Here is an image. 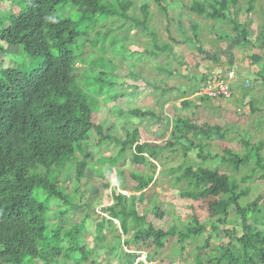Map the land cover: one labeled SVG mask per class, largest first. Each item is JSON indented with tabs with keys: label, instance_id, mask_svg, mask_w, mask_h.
Returning a JSON list of instances; mask_svg holds the SVG:
<instances>
[{
	"label": "rangeland",
	"instance_id": "obj_1",
	"mask_svg": "<svg viewBox=\"0 0 264 264\" xmlns=\"http://www.w3.org/2000/svg\"><path fill=\"white\" fill-rule=\"evenodd\" d=\"M0 1V11L6 12L7 5ZM108 1L115 5L130 4L127 15L136 16L139 21L146 20L147 31L142 26L132 27L130 20H116L118 18H107L105 15L82 17L76 7L69 4L58 6L59 18H69L76 23L79 31H84L77 45L87 37L90 40L94 34V39L101 41L98 47L86 42L82 48L83 62L76 65L75 71L77 84L91 104L95 100L93 122L102 127L103 134L122 142L135 129L137 140L162 150L155 159L145 154L148 162L136 165L132 163L127 148L118 157L120 146L113 140L97 144L98 138L93 132L87 141L80 144L84 155L76 154L77 160L83 158L87 162L83 177L76 180L72 166L61 174H55L58 186L70 197L72 206L59 207L51 200L53 208L49 223L58 225L61 233L73 226L77 228V245L90 253L88 260L82 264H127L128 261L194 264L195 256L201 258L202 264H209L210 256L217 252L219 246L232 243L237 247L234 239L242 235L241 218L229 207L218 222L217 217H208L198 203L182 201L179 193L191 188L185 181H178L177 176L186 165L217 169L234 180L237 191L246 192L240 198L241 206H246L258 196L264 198L262 171L255 170L251 174L255 162L252 151L237 169L222 160L226 157L223 147H229L239 158L243 156L242 139L250 145L259 146L264 159V0H255L250 14L245 11L247 0H238L236 20L240 28L247 31L249 44L246 46L238 44V34L232 31L227 21L211 20L192 13L189 5L193 0H161L160 3L156 0ZM196 1L206 4L209 0ZM17 2L13 1L15 5ZM144 6L146 19L142 10ZM11 8L14 10L13 6ZM110 21L113 22L110 24ZM192 24L196 25V35L205 54L197 52L198 45L191 35ZM121 26L130 28L126 32H112ZM96 32L105 34L98 35ZM151 33L157 46L169 44L172 51L156 53L152 48ZM251 55L258 59L251 60ZM40 64L41 59L25 56L17 46H6L4 52L0 51V68L12 66L29 72ZM228 73L233 74L228 96L207 95V86L224 79ZM245 81H249L248 87ZM145 82L157 88L153 89ZM133 85L136 87L132 88ZM97 90H103L108 95L121 92L123 96H118L114 102H104L106 95L94 97ZM205 95L208 98L201 99ZM184 100L197 104V108L184 107ZM132 109L151 111L155 118L134 117L130 114ZM178 118H186L198 125L219 126L224 138L213 135L209 140L199 139L205 144L199 157L196 148H190L188 142L176 140L170 134ZM103 159L117 161L104 163ZM132 174L144 179L151 176V182L143 191L135 192ZM114 193L126 196L141 194L134 204L135 212L155 229L166 231L174 227L178 232L190 222L191 219L185 215L191 212L192 206L201 215L199 223L204 229L198 236L184 242V251L177 247L174 238L164 248L155 249L145 236L136 240L132 227L122 234L119 221L103 211L116 203L112 197ZM124 204L129 207L131 202L126 199ZM63 209L64 212L61 211ZM107 219L112 220V224ZM248 221L252 225L251 218ZM256 229L263 230L264 226H257ZM102 234L105 240L101 246L105 244L109 250L102 249L98 244L97 239ZM77 257L74 256V259Z\"/></svg>",
	"mask_w": 264,
	"mask_h": 264
},
{
	"label": "trees",
	"instance_id": "obj_2",
	"mask_svg": "<svg viewBox=\"0 0 264 264\" xmlns=\"http://www.w3.org/2000/svg\"><path fill=\"white\" fill-rule=\"evenodd\" d=\"M13 1L3 0L7 9L6 12L0 11V51L4 52L6 46H17L25 56L41 59V64L29 72L12 66L0 68V264H82L88 260L90 253L77 245V228L73 226L61 233V228L50 225L48 220L53 208L51 200L59 207L72 206L70 197L58 186L55 174H61L72 166L75 179L79 181L83 177L87 162L83 158L77 160L76 154L84 155L80 144L87 141L93 132L98 138L97 144L107 140L117 143L120 146L118 157L127 148L132 163L136 165L148 162L145 154L155 159L162 148H152L137 140L138 132L135 129L120 142L103 134L102 127L93 122L95 100L92 104L89 102L86 93L77 84L75 71L76 65L83 62L81 56L85 43L90 42L92 47H98L101 41L94 39V34L90 40L87 37L79 43V47L77 41L84 31H79L76 23L69 18H59L57 7L69 4L78 8L82 17L105 15L107 18H118L116 20H130L132 27L142 26L145 31L146 20L129 17L127 10L131 5L119 3L120 0H116L119 3L116 5L108 0H18L16 5ZM254 2L247 0V14L251 13ZM237 5L238 0H209L206 4L193 0L189 10L207 19L227 21L232 31L238 34V44L246 46L249 44L248 34L236 20ZM145 9V6L142 7L144 19L147 17ZM117 28L112 32H126L130 27ZM191 29L192 38L198 45L197 52L205 54L196 35V25L192 24ZM100 33L105 34L96 32L98 35ZM150 37L156 53L172 51L169 44L157 46L154 34L151 33ZM172 42L177 43L175 40ZM250 59L256 61L258 57L251 55ZM144 84L157 88L154 84ZM104 95V102H114L123 93L108 95L103 90H97L94 97ZM207 98L206 95L201 97ZM182 105L198 106L186 100L182 101ZM117 112L120 114V110ZM130 114L142 119L155 118L153 112L139 109L130 110ZM220 129L219 126L198 125L186 118H178L170 134L176 140L188 142L190 148H196L200 157L205 144L199 139L209 140L213 135L224 138ZM241 142L245 149L241 158L229 147H223L226 157L222 160L237 169L246 162L247 155L252 151L255 162L251 174L261 170L264 178V159L260 147L250 145L243 139ZM102 161L116 163L117 159ZM131 179L135 192L143 191L151 182V176L144 179L132 174ZM177 180L185 181L191 188L180 192L179 198L198 203L208 217H217L216 220L220 222L221 216L232 207L241 218L242 235L234 239L237 247L232 243L219 246L217 252L210 256L209 264H264V229H256L257 226H264L263 197L258 196L246 206H241L240 198L246 192L237 191L234 180L227 174L202 166L186 165ZM140 195L114 193L112 197L116 203L103 209L113 220L119 221L122 234L132 227L136 240L145 236L155 249L164 248L174 238L177 247L184 251V242L203 231L204 227L199 223L201 215L194 206L185 215L191 219L190 222L178 232L174 227L166 231L155 229L135 212L134 204ZM126 199L131 202L129 207L124 204ZM250 218L252 225L248 221ZM107 222L112 224V220L107 219ZM97 240L102 249L109 250L105 244L101 246L105 240L103 234ZM76 255L78 257L74 259ZM127 264L141 263L128 261ZM194 264H202L201 258L195 256Z\"/></svg>",
	"mask_w": 264,
	"mask_h": 264
},
{
	"label": "built area",
	"instance_id": "obj_3",
	"mask_svg": "<svg viewBox=\"0 0 264 264\" xmlns=\"http://www.w3.org/2000/svg\"><path fill=\"white\" fill-rule=\"evenodd\" d=\"M233 74L228 73L224 79L215 82L213 85L207 86V90H209V93H206L209 96H216V95H222V96H228L230 92V80L232 79ZM250 85L249 81H245V86L248 87ZM211 91V92H210Z\"/></svg>",
	"mask_w": 264,
	"mask_h": 264
}]
</instances>
